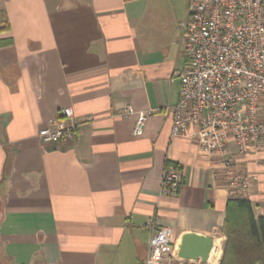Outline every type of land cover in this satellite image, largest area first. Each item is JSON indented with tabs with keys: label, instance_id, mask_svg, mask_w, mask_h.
<instances>
[{
	"label": "crops",
	"instance_id": "0c3cea01",
	"mask_svg": "<svg viewBox=\"0 0 264 264\" xmlns=\"http://www.w3.org/2000/svg\"><path fill=\"white\" fill-rule=\"evenodd\" d=\"M187 6L0 0V264H144L150 224L172 229L177 256L184 234L211 237L205 264H220L229 197L219 166L171 136ZM128 105L158 111L141 137L114 116ZM64 108L75 131L43 142L39 130ZM167 164L183 173L174 197L159 196ZM239 166L258 178L245 199L264 217V144Z\"/></svg>",
	"mask_w": 264,
	"mask_h": 264
},
{
	"label": "built area",
	"instance_id": "2783aa9c",
	"mask_svg": "<svg viewBox=\"0 0 264 264\" xmlns=\"http://www.w3.org/2000/svg\"><path fill=\"white\" fill-rule=\"evenodd\" d=\"M180 28L184 66L178 75V100L168 108L171 136L193 140L199 154L217 161L228 197L246 198L258 178L239 161L246 162L264 144V0H188ZM157 113L128 105L114 116L133 119L132 135L141 137L147 119ZM75 128L72 110L64 108L38 137L53 143ZM182 178L178 166L167 164L159 196H176ZM147 228L144 264H194L175 255L170 227Z\"/></svg>",
	"mask_w": 264,
	"mask_h": 264
},
{
	"label": "trees",
	"instance_id": "16d2710c",
	"mask_svg": "<svg viewBox=\"0 0 264 264\" xmlns=\"http://www.w3.org/2000/svg\"><path fill=\"white\" fill-rule=\"evenodd\" d=\"M8 22L0 13V32ZM225 238L220 264H264V217H255L245 198H229L221 229Z\"/></svg>",
	"mask_w": 264,
	"mask_h": 264
},
{
	"label": "water",
	"instance_id": "95a60500",
	"mask_svg": "<svg viewBox=\"0 0 264 264\" xmlns=\"http://www.w3.org/2000/svg\"><path fill=\"white\" fill-rule=\"evenodd\" d=\"M213 248L212 238L195 233H186L178 245V257L186 261L200 260L205 264Z\"/></svg>",
	"mask_w": 264,
	"mask_h": 264
}]
</instances>
